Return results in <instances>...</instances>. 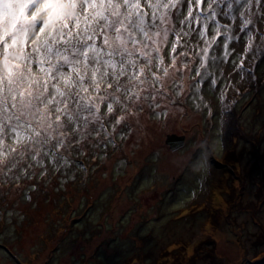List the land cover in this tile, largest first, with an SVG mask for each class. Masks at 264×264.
I'll use <instances>...</instances> for the list:
<instances>
[{"label": "rangeland", "instance_id": "rangeland-1", "mask_svg": "<svg viewBox=\"0 0 264 264\" xmlns=\"http://www.w3.org/2000/svg\"><path fill=\"white\" fill-rule=\"evenodd\" d=\"M262 21L244 69L210 60L200 80L192 55L155 101L126 102L108 136L61 150L67 166L0 162V245L13 255L0 247V264H264Z\"/></svg>", "mask_w": 264, "mask_h": 264}, {"label": "snow or ice", "instance_id": "snow-or-ice-1", "mask_svg": "<svg viewBox=\"0 0 264 264\" xmlns=\"http://www.w3.org/2000/svg\"><path fill=\"white\" fill-rule=\"evenodd\" d=\"M261 12L264 0H0V162L67 166L61 150L108 136L126 102L155 101L192 55L200 80L210 60L244 69Z\"/></svg>", "mask_w": 264, "mask_h": 264}, {"label": "trees", "instance_id": "trees-1", "mask_svg": "<svg viewBox=\"0 0 264 264\" xmlns=\"http://www.w3.org/2000/svg\"><path fill=\"white\" fill-rule=\"evenodd\" d=\"M94 154V153H93ZM8 185V184H7ZM20 187V190H24L25 189V186H21V185H19V184H10V186L9 187H13V189L16 191V192H19V193H21L20 191H18L17 190V187ZM83 186V185H82ZM5 187V185L3 186V188ZM78 187H81V185H78V184H75V188L77 189ZM78 190V189H77ZM81 190V189H80ZM79 190V191H80ZM0 224H1V222H0ZM2 229H0V231H1ZM0 247H1V249H3L4 251H6V252H8V249L5 247V246H3V245H0ZM8 254H10V255H12V253L11 252H8ZM12 258H13V255H12ZM29 258L31 259V260H33L34 259V257H33V255L31 256H29ZM84 259V258H83ZM16 263H18V264H26L25 263V261L23 262L22 260H20V259H16Z\"/></svg>", "mask_w": 264, "mask_h": 264}, {"label": "water", "instance_id": "water-1", "mask_svg": "<svg viewBox=\"0 0 264 264\" xmlns=\"http://www.w3.org/2000/svg\"><path fill=\"white\" fill-rule=\"evenodd\" d=\"M169 143H170L169 145H171L170 146L171 150H175L176 146L179 148L180 146L184 145L181 140H177V139H174L173 141L170 140Z\"/></svg>", "mask_w": 264, "mask_h": 264}, {"label": "clouds", "instance_id": "clouds-1", "mask_svg": "<svg viewBox=\"0 0 264 264\" xmlns=\"http://www.w3.org/2000/svg\"><path fill=\"white\" fill-rule=\"evenodd\" d=\"M205 163L207 164V161H205Z\"/></svg>", "mask_w": 264, "mask_h": 264}, {"label": "flooded vegetation", "instance_id": "flooded-vegetation-1", "mask_svg": "<svg viewBox=\"0 0 264 264\" xmlns=\"http://www.w3.org/2000/svg\"><path fill=\"white\" fill-rule=\"evenodd\" d=\"M169 146H171V145H169Z\"/></svg>", "mask_w": 264, "mask_h": 264}]
</instances>
